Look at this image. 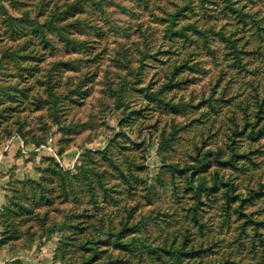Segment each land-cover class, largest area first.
I'll return each instance as SVG.
<instances>
[{
    "label": "rangeland",
    "instance_id": "rangeland-1",
    "mask_svg": "<svg viewBox=\"0 0 264 264\" xmlns=\"http://www.w3.org/2000/svg\"><path fill=\"white\" fill-rule=\"evenodd\" d=\"M9 152L12 264H264V0H0Z\"/></svg>",
    "mask_w": 264,
    "mask_h": 264
},
{
    "label": "trees",
    "instance_id": "trees-1",
    "mask_svg": "<svg viewBox=\"0 0 264 264\" xmlns=\"http://www.w3.org/2000/svg\"><path fill=\"white\" fill-rule=\"evenodd\" d=\"M5 19L6 21L10 22V20H14L16 18H14L13 16H11L10 14H8V12L6 13V16H5ZM36 23H37V20L36 19H31V24H32V27L35 26L36 27ZM10 24V23H9ZM9 29V28H8ZM36 29V28H35ZM38 30V29H37ZM9 51H4V54H3V57H6L8 55ZM16 58V56L14 57ZM37 143H40V141H38ZM96 151H92V150H87L86 153H88V155L90 154H95ZM104 154H107V153H104ZM50 162H52L54 165L56 162L53 161V159H50L49 160ZM169 167L172 171H180V172H189V171H192L194 174L197 173V168L196 166H192L190 164H184V165H180L179 163L177 162H173L171 164H169ZM58 169H59V164H56V166H54L52 169L50 170H54L56 172H58ZM195 169V170H194ZM61 170V169H60ZM65 171V170H63ZM16 182H19V183H22V184H26V182H29L31 184H40L39 181L37 180H34V179H17L15 180ZM191 184H195L198 188H208V187H215L217 185V182L214 178V181L209 184L207 182L206 179H204L203 177L199 178V183L196 184L195 183V180H191L190 181ZM232 191V186L230 185V187H228V192L229 191ZM228 197H238V196H228ZM243 199H241V202H242ZM19 205H22L20 204L19 201H15L14 200V196H7V202L4 204V206L2 207L1 211H0V225L3 227V236L1 235L0 236V247L4 246V245H8L9 246V249L10 251L13 253V254H17L20 249L26 245H22V246H18V247H15L14 244L12 243H16L17 239L21 238L22 237V234H20V232H16V233H12L11 230H12V226H11V222L14 221V219L18 216L19 213ZM25 210V209H23ZM28 211V210H27ZM26 211V212H27ZM31 212L29 211V214ZM17 262H20L21 264V261H18ZM23 264V263H22Z\"/></svg>",
    "mask_w": 264,
    "mask_h": 264
},
{
    "label": "crops",
    "instance_id": "crops-1",
    "mask_svg": "<svg viewBox=\"0 0 264 264\" xmlns=\"http://www.w3.org/2000/svg\"><path fill=\"white\" fill-rule=\"evenodd\" d=\"M7 163H11L10 162V152L8 155H5V159L3 156L1 157L0 155V170L4 171V173L7 170V167L9 166ZM19 170L20 168L17 169V172ZM4 173L3 175L0 176V211L3 205L7 202V196H5L6 191L4 189V182L6 181L7 175H5ZM18 177H20L19 174H18ZM13 259H14V256L12 255L9 248L0 247V264H12L11 261Z\"/></svg>",
    "mask_w": 264,
    "mask_h": 264
}]
</instances>
